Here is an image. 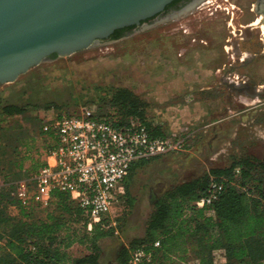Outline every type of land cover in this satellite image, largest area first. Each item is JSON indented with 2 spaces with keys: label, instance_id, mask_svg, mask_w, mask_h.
Returning a JSON list of instances; mask_svg holds the SVG:
<instances>
[{
  "label": "rangeland",
  "instance_id": "rangeland-1",
  "mask_svg": "<svg viewBox=\"0 0 264 264\" xmlns=\"http://www.w3.org/2000/svg\"><path fill=\"white\" fill-rule=\"evenodd\" d=\"M234 3L242 11L232 9L233 20L243 24L250 18L247 2ZM215 20L201 27L191 20L158 19L129 36L100 41L68 56L48 57L0 85V111L5 104L24 109L22 115L0 112V175L9 179H29L41 164L37 150L51 142L41 132L43 109L58 105L62 112L79 113L80 107L90 105L102 114L105 97L120 87L148 102L150 123L165 134L185 137L182 150L133 166L123 183L129 187L130 208L121 212V202L114 203L113 213L120 215L118 233L98 241L97 264H118L122 247L146 238L155 200L174 186L207 175L210 169L228 167L241 156L264 161V103L258 93L231 89L226 81L233 77L215 72L232 29L223 26L221 18ZM181 23L188 32L182 31ZM217 52L221 56L214 57ZM28 207L31 219L44 217L46 208L39 203L32 201ZM7 213L18 216L14 205ZM86 253L78 243L68 250L70 259ZM214 257L218 259L217 254ZM196 262L190 252L182 264Z\"/></svg>",
  "mask_w": 264,
  "mask_h": 264
},
{
  "label": "trees",
  "instance_id": "trees-1",
  "mask_svg": "<svg viewBox=\"0 0 264 264\" xmlns=\"http://www.w3.org/2000/svg\"><path fill=\"white\" fill-rule=\"evenodd\" d=\"M105 98L104 113L113 109L123 121L126 118L142 120L152 136L166 135L158 125L147 120L148 102L129 88H116ZM0 112L14 116L22 115L24 109L5 104ZM236 166L240 167L238 175L233 174ZM0 176L4 181L0 187V264L98 263V241L113 233V228L102 229L94 224L87 231L84 211L68 194L59 191H52L44 217L31 219L32 208L28 206L32 202L22 203L11 195L15 182L20 179H9L6 174ZM210 176L224 178L223 191L212 205L214 217L193 205L204 194ZM126 193H129L128 186ZM130 204L128 195V208ZM9 205L17 208L18 216L7 213ZM157 239L160 246L153 249L157 264H182L190 252L196 264H264V161L241 156L228 167L210 169L209 174L166 191L154 202L146 238L122 247L117 255L118 264H127L135 247L144 245L149 249ZM143 241L148 242L143 244ZM74 243L84 245L87 253L70 259L68 250ZM217 249L224 250L225 262L214 261L213 252Z\"/></svg>",
  "mask_w": 264,
  "mask_h": 264
},
{
  "label": "built area",
  "instance_id": "built-area-1",
  "mask_svg": "<svg viewBox=\"0 0 264 264\" xmlns=\"http://www.w3.org/2000/svg\"><path fill=\"white\" fill-rule=\"evenodd\" d=\"M42 111L41 130L51 141L38 150L43 164L33 177L16 181L11 195L22 203L35 201L47 207L52 191L66 193L84 211L87 231L99 224L117 234L120 215L113 213V205L120 201L121 212L128 209L123 183L133 166L185 145L180 133L152 136L142 120L123 121L113 109L99 114L95 107L83 105L79 113H71L51 105ZM239 172L236 166L233 174ZM223 179L210 176L204 194L193 205L214 217L212 205L223 191ZM3 183L0 176V187ZM159 246L157 239L149 249L135 247L127 264H157L153 249Z\"/></svg>",
  "mask_w": 264,
  "mask_h": 264
},
{
  "label": "water",
  "instance_id": "water-1",
  "mask_svg": "<svg viewBox=\"0 0 264 264\" xmlns=\"http://www.w3.org/2000/svg\"><path fill=\"white\" fill-rule=\"evenodd\" d=\"M171 1L0 0V85L51 54L68 56L139 25Z\"/></svg>",
  "mask_w": 264,
  "mask_h": 264
},
{
  "label": "flooded vegetation",
  "instance_id": "flooded-vegetation-1",
  "mask_svg": "<svg viewBox=\"0 0 264 264\" xmlns=\"http://www.w3.org/2000/svg\"><path fill=\"white\" fill-rule=\"evenodd\" d=\"M237 1L239 0H172L162 12L141 21L139 25L116 29L108 38L100 41L129 36L144 25L148 27L155 20L163 18L169 21L184 19V23L191 20L201 27L209 21L217 23L215 19L221 18L223 26L232 29L228 30L229 35L224 39L227 45H222L225 52H221L222 61L220 67H215V72L233 77L226 81L231 89H240L252 96L258 93L257 96L262 98L259 101L264 103V0H245V11L250 18L243 24L233 20L235 16L232 9L241 10L234 3ZM180 26L184 33L188 32L184 24L181 23ZM221 53H215L214 57L221 56ZM55 56L57 55L51 54L48 57Z\"/></svg>",
  "mask_w": 264,
  "mask_h": 264
},
{
  "label": "crops",
  "instance_id": "crops-1",
  "mask_svg": "<svg viewBox=\"0 0 264 264\" xmlns=\"http://www.w3.org/2000/svg\"><path fill=\"white\" fill-rule=\"evenodd\" d=\"M216 254L218 256V259L217 260L214 257V261L216 263H223V262H225V256H224V250L223 249L214 250L213 255L215 256Z\"/></svg>",
  "mask_w": 264,
  "mask_h": 264
},
{
  "label": "bare ground",
  "instance_id": "bare-ground-1",
  "mask_svg": "<svg viewBox=\"0 0 264 264\" xmlns=\"http://www.w3.org/2000/svg\"><path fill=\"white\" fill-rule=\"evenodd\" d=\"M263 30H264V27H263Z\"/></svg>",
  "mask_w": 264,
  "mask_h": 264
}]
</instances>
